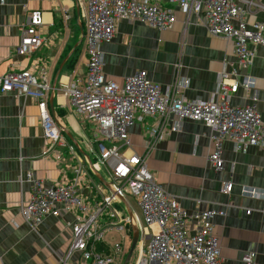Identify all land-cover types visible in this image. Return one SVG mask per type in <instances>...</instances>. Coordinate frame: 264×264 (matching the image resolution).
Instances as JSON below:
<instances>
[{"label":"crops","instance_id":"0c3cea01","mask_svg":"<svg viewBox=\"0 0 264 264\" xmlns=\"http://www.w3.org/2000/svg\"><path fill=\"white\" fill-rule=\"evenodd\" d=\"M259 1L264 5V0ZM147 2L151 4L153 0ZM159 3L173 7L165 1ZM32 10L42 12L39 33L44 41L32 54L21 56L16 52L20 29ZM252 12L245 16L247 22L258 21L264 25V11ZM86 18V0H0V77L14 70H27L40 80L45 75L51 87L49 112L76 143L62 132L74 146V156L61 147L45 154L48 142L42 135L36 102L30 97L0 93V264H62L63 258H66L65 264H86L80 253L69 251L70 225L75 215L63 211L62 204H57L34 229L29 228L19 214V204L26 201L31 192V184L25 180L29 172L45 187H50L62 185L78 166L82 168L78 189L82 199L94 203L109 193L96 176L110 181L109 171L97 161L98 151L91 142V125L69 105L65 92L71 81L82 78L85 73ZM175 19L170 30L119 20L111 42L101 45L105 76L120 84L136 72L144 71L150 82L162 88L188 79L183 92L185 99L209 101L217 86L218 73L225 69L230 79L244 76L254 79L258 98L255 105L264 122V45L248 43L254 56L250 65L241 67L231 40L210 35L193 13L176 9ZM251 96V90L239 86L231 95L230 106L250 105ZM153 122L146 117L143 122L132 124L128 133L135 153L146 157L155 181L187 213L210 209L224 212L211 220L220 242L221 264H242L241 256L247 252L255 253L256 264H264V194L255 198L242 195L245 187L264 191V151L254 146L238 151L231 140H225L220 155L222 168L216 169L208 161L209 129L203 122L184 121L179 131H167L148 151L145 141ZM55 152H61L64 160L57 161ZM126 153L129 155L131 151ZM226 183L232 184L229 194L221 192ZM126 201L135 220L139 219ZM117 205L119 211L115 220L124 216L131 219L130 222L121 230L112 229L120 235L112 247H105L104 234L95 247L103 255L116 256L118 264H122L135 227L125 205L122 203L120 208ZM247 209L250 214H246ZM139 216L141 219L140 209ZM102 221L110 219L105 216ZM139 232L128 264H137L140 254L146 251L143 241L149 243ZM116 244H119V253H115Z\"/></svg>","mask_w":264,"mask_h":264},{"label":"built area","instance_id":"2783aa9c","mask_svg":"<svg viewBox=\"0 0 264 264\" xmlns=\"http://www.w3.org/2000/svg\"><path fill=\"white\" fill-rule=\"evenodd\" d=\"M161 1L173 4L174 8L161 6ZM240 1L243 5L249 3L247 6L255 12L264 11L259 0ZM86 2V69L84 76L71 81L65 92L69 105L91 125V142L96 145L98 163L109 171L112 193L108 191L94 203L82 199L78 193L82 168L78 166L73 168L74 175L62 185L50 187L34 182L29 172L25 180L33 187L29 198L19 204L20 216L29 228L34 229L60 203L63 211L75 215L70 225L69 251H84V259L90 264H118L116 256L103 255L96 250L95 245L103 232L94 220L97 216L102 221L106 216L110 221L103 223L121 230L130 219L123 216L115 220L119 211L116 204H122L121 198L127 199L128 195L135 199L140 209L141 219H136L138 229L149 239L137 264H221L220 242L211 220L224 212L210 209L187 213L155 181L144 155L126 153L130 149L128 128L143 122L146 117L154 120L145 141L149 151L167 131H179L184 121H201L209 129L208 161L221 169L220 155L225 140H231L238 151H245L248 146L264 148V125L255 105L258 98L254 79L248 76L230 79L223 69L218 73L217 86L209 101L187 100L183 92L189 84L188 79L176 86L162 88L150 82L144 71L136 72L120 84L107 78L103 72L101 45L111 42L119 20L139 21L157 30H167L175 23V10L180 9L187 14L193 13L210 35L231 40L237 64L247 67L254 56L247 44L264 45V25L258 21L247 22L245 15L253 12L239 10L237 0H153L151 4L147 0ZM42 24L41 11L32 10L27 14L16 47L19 55L32 54L42 46L44 38L39 33ZM41 78L27 70L9 71L0 77V93L22 95L36 102L42 135L48 142L45 154L61 147L74 156V146L67 142L48 110L51 87L45 75ZM239 86L251 90L250 105L230 106L231 95ZM54 155L57 161L64 160L61 152ZM231 187L228 183L221 187V192L229 194ZM243 189L242 195L250 193L262 197L264 194L259 189ZM115 253H119V245L115 246ZM254 256L253 252L245 253L241 256L242 264H256ZM65 260L60 262L65 264Z\"/></svg>","mask_w":264,"mask_h":264},{"label":"bare ground","instance_id":"6f19581e","mask_svg":"<svg viewBox=\"0 0 264 264\" xmlns=\"http://www.w3.org/2000/svg\"><path fill=\"white\" fill-rule=\"evenodd\" d=\"M237 3H238V5H239V6H238V9H239V10H241V11H243V12H249V13H251V12L253 11V9L251 8V6H247L249 3L243 5V3H242L240 0H237ZM245 16H246V15H245ZM175 21H176V20H175ZM138 22H139V21H138ZM171 29H172V28H171ZM167 30H168V29H167ZM169 30H170V29H169ZM262 37H263V39H264V31L262 32ZM18 43H19V42H18ZM17 54H18V53H17ZM22 71H25V70H22ZM5 93H8V92H5ZM48 110H49V109H48ZM261 123L264 125V122H263V121H262ZM40 126H41V124H40ZM259 148H260L261 150L264 151V148H263V147L259 146ZM32 179H33L34 182H38V183L41 185V180L35 178L33 175H32ZM227 184H228V183L224 184L222 187H225ZM41 186H42V185H41ZM31 187H33V184H31ZM243 196H245V197H249V198H255V197H254L252 194H250V193L245 194V195H243ZM246 212H247V214H250L251 211H250V209H247ZM94 222H95V225H96L99 229H101V231L103 232V234H104L106 231H112V228L109 227V226H107L105 223H103V222L101 221V219L98 218L97 216H96ZM116 245H119V244H116ZM75 251L81 254L82 259H83V261H84L86 264H90V261H89V260L84 259V254H85L84 251H80V250H75Z\"/></svg>","mask_w":264,"mask_h":264},{"label":"water","instance_id":"95a60500","mask_svg":"<svg viewBox=\"0 0 264 264\" xmlns=\"http://www.w3.org/2000/svg\"><path fill=\"white\" fill-rule=\"evenodd\" d=\"M81 38H83V34H82V37H81ZM81 42H82V39L80 40V43H81ZM62 64H63V63H62ZM62 64H61V66L59 67V69H58V71H57V75H58V73L60 72V69H61V67H62ZM59 125L61 126L63 132L69 137V139H71V142L74 143V144L76 145L75 141L71 138L70 135H68L67 131L62 127V125H61V124H59ZM81 152H82V151H81ZM88 163H89L90 168L94 171V167H93V165L90 163L89 160H88ZM96 176L99 177L100 181L106 186V189H107L109 192L112 193L111 185H110L108 182H105L104 179L101 178L100 176H98L97 174H96ZM121 202H122V203L125 205V207L127 208V211H128V213H129V215H130L132 218H134L133 213H132V211H131V209H130V205H129V203L126 201V199L121 198ZM138 238H139V236H138V230H137L136 227H135L134 235H133V238H132V241H131V244H130V248H129V250H128V252H127V255H126V257H125V259H124V261H123L122 264H128V262H129V260H130V258H131V256H132V253H133V251H134V249H135V246H136V243H137Z\"/></svg>","mask_w":264,"mask_h":264},{"label":"rangeland","instance_id":"374dc122","mask_svg":"<svg viewBox=\"0 0 264 264\" xmlns=\"http://www.w3.org/2000/svg\"><path fill=\"white\" fill-rule=\"evenodd\" d=\"M15 71V70H14ZM49 107V106H48ZM59 127H60V129H61V131H62V128H61V126L59 125ZM129 137H130V135H129ZM147 138V137H146ZM129 142H130V151H131V153H135V151H134V143H133V141H132V139H131V137H130V139H129ZM147 156V155H146ZM232 188V187H231ZM126 198H127V200L130 202V204L133 206V208L135 209V211H136V213H137V215H138V218L140 219V216H139V208H138V206L136 205V203H135V201H134V199L132 198V197H130V196H126ZM119 208H120V206H122V204H118L117 205ZM118 233H120V232H118ZM120 234H122V232L120 233ZM119 238H120V235H117V234H115V231H106L105 233H104V235H103V242L105 243L104 245H105V247L107 248V246L108 247H112V245H113V243L114 242H118L119 241ZM144 242V248H145V250H146V248H147V246H148V240H144L143 241ZM124 244H125V242H124ZM125 248V246L123 245V249Z\"/></svg>","mask_w":264,"mask_h":264},{"label":"flooded vegetation","instance_id":"af4514ba","mask_svg":"<svg viewBox=\"0 0 264 264\" xmlns=\"http://www.w3.org/2000/svg\"><path fill=\"white\" fill-rule=\"evenodd\" d=\"M130 220H131V219H130ZM132 220H133V225H134V227H136V229H137L138 232H139L138 225H137V222H136V220H135V217L132 218Z\"/></svg>","mask_w":264,"mask_h":264},{"label":"clouds","instance_id":"9594fccd","mask_svg":"<svg viewBox=\"0 0 264 264\" xmlns=\"http://www.w3.org/2000/svg\"><path fill=\"white\" fill-rule=\"evenodd\" d=\"M63 132V131H62Z\"/></svg>","mask_w":264,"mask_h":264}]
</instances>
